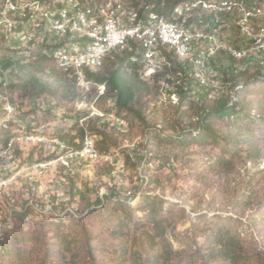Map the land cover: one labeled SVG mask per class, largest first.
<instances>
[{
	"label": "built area",
	"instance_id": "built-area-1",
	"mask_svg": "<svg viewBox=\"0 0 264 264\" xmlns=\"http://www.w3.org/2000/svg\"><path fill=\"white\" fill-rule=\"evenodd\" d=\"M42 46L41 54L53 59L80 91L95 92L91 117L126 131L125 119L96 107L106 87L91 80L89 72L99 71L111 55L127 51L140 78L158 82L160 98L171 104H179L177 91L183 81L196 102L218 99L241 72L264 75V0H184L169 15L127 0H0V198L19 191L27 195L26 209L38 210L46 203L41 214L55 215L58 204L57 216H76L71 208L59 207L64 196L57 188L60 173L101 163L113 167L117 179L127 168L119 156L99 151L96 137L84 125L89 117L80 120L84 136L75 143L38 129L37 120L26 116L56 109L53 100L35 98L29 103L12 89L16 65L34 60ZM242 87L234 86L232 99ZM14 118L28 121L14 131ZM138 175L142 188H127L114 202L131 205L151 194L143 167ZM46 181L53 187H45ZM40 193L42 205L34 199Z\"/></svg>",
	"mask_w": 264,
	"mask_h": 264
},
{
	"label": "rangeland",
	"instance_id": "rangeland-1",
	"mask_svg": "<svg viewBox=\"0 0 264 264\" xmlns=\"http://www.w3.org/2000/svg\"><path fill=\"white\" fill-rule=\"evenodd\" d=\"M31 72H33L32 76L40 82L39 84L33 82L36 88L32 86L23 90L17 89L19 97L28 99L30 103L36 96L34 94L39 93L40 86H45L48 90L43 93V96L54 100L57 104L56 111L53 109L52 112L47 111L43 115L29 111L26 116L37 120L38 129L54 133L60 129L62 131L59 136L75 143L81 140L80 120L89 117L84 125L96 137L98 147L99 143L103 142V138L94 129H102L100 127L105 122L96 120L95 116L91 117L95 92L84 94L77 88L75 82L67 80L65 84L64 81H55L48 74L35 71V67ZM255 74L250 73L247 77L239 76L233 79L232 86L225 90L224 98L230 99L234 93V86L238 83L244 84L246 80L255 77ZM25 75L26 72L21 73L22 77ZM145 84L140 85L141 91L137 94L136 100L146 124L133 119L131 123L127 122L129 128L126 131L109 127L106 130L111 141L104 142L102 145V147H109V152L106 154L117 155L125 161L126 175L118 176L116 179L113 167L101 163H90L74 168L67 174L60 173L58 176L57 188L64 194L59 207H69L76 214L74 216L69 213L72 218L66 220L60 229L71 234L69 255L73 260L78 261L76 264H89L90 258L87 255L84 232L79 228L82 223L79 226L74 223L83 219V224L88 229L85 234L90 237V243L94 246L100 241L104 244H113L112 246L115 247L119 243L123 244L128 249V264H216L214 261L202 262L198 252L207 250L205 240L207 233L210 232L207 227L210 225V220L214 222L231 220L230 227L239 234L244 250V259L240 261V264H255L246 258L264 251V217L262 216L264 211V121L256 115L255 111L251 113L250 120L245 119L239 126L233 125L232 118H212L211 129L222 139L212 141L208 138L204 143H192L188 146L168 142L165 140L167 138L165 135L176 136L181 130H188L192 123L199 122L201 113L197 109L189 110L179 120L177 107L167 98H160L158 82ZM63 86L71 87L69 95L64 94ZM263 87L261 83H258L252 87V90L264 94ZM234 98L237 99V97ZM213 100H208L205 106H213ZM112 106L114 101L107 93L96 102V107L101 111L115 112L109 111ZM25 118L13 119L14 131L26 124L28 120H24ZM237 136L239 145L234 146L233 143L228 145L223 140L224 137H230V140L233 137L237 139ZM251 138L254 140V147L241 143ZM133 144L138 150H133ZM129 157H133L135 161L131 162ZM142 167L144 174L150 180L148 185L150 195L162 201L161 207L158 205L155 207L158 210L157 219L165 220L163 222L166 238L164 243L159 238L148 240L144 235L153 230L150 224L152 216L149 212V206L153 203L136 199L129 210H118L116 207V212L114 207L107 210L102 207L104 204L114 203L112 198L117 196L116 194L123 196L127 188L141 189L142 183L138 172ZM49 178L47 180H52ZM116 180L122 183L121 187L116 185ZM44 186L53 187L50 182L48 186L46 184ZM38 195L39 197L34 196V199L38 205H42V193ZM101 198L104 203L99 206L97 200ZM26 200L27 195L19 191L0 198V241L8 238L7 236L14 230L18 233L19 228L28 231L30 235L29 241L26 242L18 233L19 242L15 247L25 250L23 263L0 252V264H40L45 247H52L59 243L51 231V228L55 226L42 225L43 220L64 216H57L58 204L54 210L55 215L41 214V211L46 209V207L43 208L46 203L38 210L27 208L31 210L30 216L22 221L17 214L27 210ZM51 200L55 203L53 198ZM95 208L102 211L101 214L86 217V214ZM110 216L113 220L116 217V220H131V223L127 226L116 224L115 221L108 223L106 219ZM119 229H122L123 233L121 239L112 237L107 231L115 232ZM210 229L216 230L217 227L213 224ZM152 233L156 234L155 231ZM103 245L101 244L100 247L103 248ZM112 246L109 249L112 250L114 248Z\"/></svg>",
	"mask_w": 264,
	"mask_h": 264
},
{
	"label": "trees",
	"instance_id": "trees-1",
	"mask_svg": "<svg viewBox=\"0 0 264 264\" xmlns=\"http://www.w3.org/2000/svg\"><path fill=\"white\" fill-rule=\"evenodd\" d=\"M184 0H127V2L133 6L139 5H152L154 9L161 14L169 15L173 7ZM42 47H39L36 51L37 56L34 60H30L26 64H17V82L12 85V89L17 92V89L23 90L28 87L33 86V82L39 84L40 80L36 79L31 72L32 68L35 67V71L40 72L42 74H48L50 78H53L55 81L65 82L68 80L69 82H73L74 80L70 79L63 72H61L53 59L47 58L46 56L41 54ZM129 53L127 51H123L118 54H113L107 58L104 66L97 72H89L88 76L91 80L103 84L106 87V93L110 95L114 101V106L109 111H115L117 116L122 117L127 122L131 123L133 119H137L140 122L145 123V117L137 107V94L141 91V86L146 81L142 80L138 74V69L135 65L129 63ZM26 72L25 76H21V73ZM250 74L249 71L241 72L240 76L247 77ZM256 76L252 79H248L244 82L243 87L238 90L235 94L236 98H224V95L219 97L218 99H214L213 106L206 107L207 99L201 100L200 102H196L191 95V89L189 84L186 81H183L182 84L178 88V96H179V104L175 105L177 107V111H179L178 119H182L189 110H196L201 113L199 122L192 123L188 130H181L176 136L168 135L165 137V140L168 142H175L182 146H188L192 143H204L208 138L212 139V141H217L221 136L215 134V132L211 129L210 120L212 118L219 119H233V125L239 126L243 123L245 119L250 120L251 113L255 111L256 115L264 121V94H261L259 91H253L252 87L256 86L258 83L264 86V75L260 73H256ZM145 82V83H144ZM63 84L64 86H66ZM146 85V84H145ZM39 86V85H37ZM63 86V87H64ZM72 86V85H71ZM74 86V84H73ZM36 88V86H33ZM40 91L35 97L32 99L45 98L43 93L47 91V87L40 86ZM71 87H64V94H70ZM264 92V87H263ZM33 95V94H32ZM218 100V101H217ZM54 101V100H53ZM56 103V102H55ZM57 104V103H56ZM98 121L101 122V119L96 117ZM78 124V123H77ZM75 124V125H77ZM146 124V123H145ZM74 125V127H75ZM73 127V128H74ZM113 127L117 130H121L117 126L109 125L108 123H104L97 134L103 138V142L99 143V150L103 153L109 152V147H102L104 142L111 141V137L107 133V128ZM149 129V128H148ZM93 130V131H94ZM171 130L174 131L173 128ZM62 130H57L55 133L60 134ZM122 131V130H121ZM163 131V130H160ZM80 138L84 136V129L79 128ZM230 138V137H229ZM229 138L224 137V142L228 143V145H239V138L237 136L233 137L231 140ZM241 143H245L249 145V147H254V140L246 139ZM131 162L135 161L134 158L129 157ZM56 200V196L53 197ZM141 200H144L146 203H153L149 206V212L151 213L152 220H150V224L152 226L151 231L146 232L144 235L149 240H154L159 238L162 243L166 241L165 238V228L163 226V222L165 220L157 219L158 210L157 207L162 206V201L158 200V197H152V195L144 194L141 197ZM102 201L97 200V205H101ZM103 208L113 209L116 212V207L118 210L130 209V205L123 202H114L107 203L102 206ZM102 211L98 210V208L92 209L86 214V217L92 216L94 214H101ZM114 212V213H115ZM31 210L27 209L24 212L17 214L20 219L25 220L30 216ZM262 216L264 217V211L262 212ZM60 217V216H59ZM72 217L66 213L64 216L60 218H52L50 220H43L42 225H53L55 228H51L53 232V237H55L59 243L54 244L52 247H45L44 256L42 257L40 264H76L78 261L73 260L72 256H70V237L71 234L68 232L61 231V227L64 225L66 220L71 219ZM48 221V222H47ZM74 221V220H73ZM108 223L111 221H115L116 224L127 226L131 223V220H113L110 216L106 219ZM41 222V223H42ZM210 225H208V231L206 236V246L207 250L203 252H198V256L200 257L202 262H210L214 261L216 264H240V261L244 259L243 257V247L240 242L239 234L230 227L231 220H210ZM79 227L82 232H84L85 245L87 247V255L89 256V264H128V249L121 243L118 245L112 246L113 244H104V242L95 243V247L90 243L91 239L85 233L88 231L87 226L83 224V219L80 221L77 220L74 222ZM215 224L217 229L211 230L210 226ZM109 231L110 235L116 239H121L123 235L122 229L116 230L115 232L112 230ZM152 231H155L154 235ZM207 232V231H206ZM18 233L22 237L23 241H29L30 235L29 232L19 228ZM16 230H14L8 238L0 241V252L3 255H8L11 258L17 260L18 262L23 263L24 251L22 248L15 247L18 244V234ZM39 239V238H36ZM101 244L103 248L100 247ZM112 246L114 248L109 249ZM56 250L53 251V249ZM246 259L252 261L255 264H264V251H259L255 254V256L250 255ZM244 261V260H243ZM247 263V262H246Z\"/></svg>",
	"mask_w": 264,
	"mask_h": 264
}]
</instances>
